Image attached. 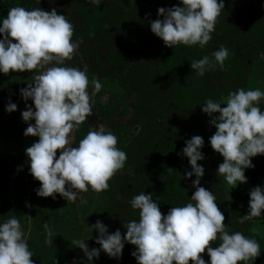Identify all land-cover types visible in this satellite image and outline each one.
<instances>
[{
	"label": "clouds",
	"instance_id": "clouds-1",
	"mask_svg": "<svg viewBox=\"0 0 264 264\" xmlns=\"http://www.w3.org/2000/svg\"><path fill=\"white\" fill-rule=\"evenodd\" d=\"M88 2L99 6L102 0ZM180 3L183 7L160 8L158 16L163 19L151 22V31L169 48L182 44L204 49L213 38L217 18L225 7L223 0ZM73 35V24L56 9L49 12L16 6L9 9L7 18L0 20V73L40 71L33 84L20 90L24 101L32 100L35 105V110L27 105L22 118L28 123L24 135L39 138L26 149L31 175L41 183L37 195L56 199L59 194L68 203H76L79 194L89 188L95 192L108 190L109 180L127 161L126 153L117 147L118 137L103 125L89 131L78 146H73L71 134L93 115L92 98L102 88L99 79L93 78L89 92L87 71L65 66L79 48L80 42H73ZM229 56V50L221 46L211 55L192 61L191 68L199 76L216 67L223 70ZM260 59L264 60V53ZM262 100L264 91L240 88L228 94L224 107L212 99L202 105L209 117L219 114L211 121L216 132L210 137V144L224 158L217 174L233 188L248 183L245 170L254 167L253 157L264 155V111L259 107ZM16 110L15 103L6 105L8 113ZM203 146V138L193 136L183 149L192 169L186 178L196 177L190 202L162 215L153 195H136L131 207L139 210V219L123 225L127 230L124 235L120 230L109 234L108 227L97 221L91 228L99 233L95 240L99 249H89L84 240L73 242L83 251L88 264L93 258L98 259L101 251L119 259L125 243L136 247L132 255L137 264H206L202 258L205 251L209 264H255L261 256L259 242L239 231L230 232L215 194L200 186L205 175V168L198 163L205 159ZM262 216L264 188L257 186L250 192L249 211L240 223ZM43 227L45 244L53 246V229L48 223ZM216 241L218 246L213 243ZM33 255L26 232L15 216L0 223V264H34Z\"/></svg>",
	"mask_w": 264,
	"mask_h": 264
},
{
	"label": "trees",
	"instance_id": "trees-1",
	"mask_svg": "<svg viewBox=\"0 0 264 264\" xmlns=\"http://www.w3.org/2000/svg\"><path fill=\"white\" fill-rule=\"evenodd\" d=\"M170 2L173 3L172 7H183L180 1ZM158 4L160 1H151L147 6L136 3L118 7L119 17L115 21H112L104 1L99 6L84 3L79 8V16L86 24L83 33L85 38L81 41L82 56L74 54L73 59L66 63L72 66L76 63L78 67L75 68L86 70L89 82L98 77L122 80L126 93L123 102L134 96L135 114L128 124L116 126L115 133L119 137L122 127L126 126L141 128L140 133L124 148L127 161L123 169L131 170L132 173L119 175L116 180L109 181V189L104 191L103 219L124 235L127 230L123 225L139 219V210L131 207V200L141 192L153 195V199L160 204L162 215H166L172 207L190 202L195 192L193 181L196 177L186 178V173L192 169L188 158L183 155V149L193 136H200L204 140L201 151L205 157L198 162L205 168L200 186L215 194L217 206L224 214L230 232L239 231L259 242L261 256L255 264H264V249L257 234L249 221L240 223L245 213L231 206L225 180L217 174L221 164L220 154L211 147L210 137L204 127V123L210 124L216 114L209 117L202 111L207 99L221 102L224 107L223 103L230 92L245 89L251 68L230 54L223 70L216 67L203 76L197 75L191 68V62L211 55L215 50L208 51L206 46L201 49L198 45L167 47L150 27L151 22L163 19L158 16ZM7 16L0 17V20ZM0 39L3 37L0 36ZM82 59L86 61L85 65ZM29 78L21 77L17 72L7 75L0 73V122L11 117L6 111L9 102L15 103L20 109V90L27 88L29 83L25 82ZM111 114H118V107ZM108 123L113 125L115 122L110 119ZM33 189L37 187L33 185ZM32 202L38 208V201ZM16 203L17 199L9 184L0 181V223L15 216L23 225L27 202L20 201L17 207ZM218 243L216 241L214 245ZM28 245L34 254V264H73L77 248L71 244L70 255H67L62 252V247L48 246L33 238L29 239ZM93 248L99 249L100 245L93 243ZM134 251V245L125 243L119 259L111 258L101 251L98 259L93 258L92 264H137L132 255ZM202 258L209 264L210 257L206 251Z\"/></svg>",
	"mask_w": 264,
	"mask_h": 264
},
{
	"label": "rangeland",
	"instance_id": "rangeland-1",
	"mask_svg": "<svg viewBox=\"0 0 264 264\" xmlns=\"http://www.w3.org/2000/svg\"><path fill=\"white\" fill-rule=\"evenodd\" d=\"M102 1H104V3L106 4L107 10L110 13L112 21H115L119 17L117 10L118 7L128 6L136 3L147 6L149 5V3H151V0ZM84 3L86 4L89 2L88 0H0V17H5V15L8 14L9 9L16 6L24 7L27 10L42 8L49 12L52 9H56L58 14L66 15V18L74 26V35L72 38L73 42H80L78 50L74 53L78 56L79 54L81 55V48L83 45L81 41H83L85 38V35H83L86 27L85 20L81 18V16H79V8L81 4ZM172 4L173 3L170 2V0H161L158 6L160 8L168 9L172 7ZM228 6L229 5L224 7L221 12L225 11ZM209 47L211 46L209 45ZM257 60L260 61L253 65L245 90H255L258 88L261 91H264V60H261L260 57ZM82 63H84L85 65L86 61L82 59ZM70 67L73 66L71 65ZM18 74L21 77L30 75L29 82H33L35 80V76L40 74V71L33 70V72L26 71L19 72ZM98 79L102 84L101 91L98 94L101 96L104 102H107L108 99L112 97L116 98L122 95V91L120 88L121 85L117 80L111 81V78L106 77H98ZM225 102L223 103L224 106H226ZM131 103L136 104V100H131ZM28 105H30L33 110H35V105L32 100L29 101ZM259 107L262 111H264V100L260 102ZM26 110L27 108L24 111ZM132 110V106L124 108L121 113V118L124 120H128L132 116ZM218 115L219 114H216L213 118ZM87 120L92 127V131L98 130L101 125L104 126V124L101 123L98 119H96L93 115ZM8 123H10L9 129L6 131V133L0 134V181L8 183L10 188L14 191V196L17 199V203L15 206L17 207L19 205L20 200H27V198H29V195L31 194L30 190L31 185L33 183V179L31 177L26 178L23 175L25 171L24 169H28L30 167L29 157L26 155V149L31 147L33 143L38 142L39 138L31 136L26 137L24 135V132L28 127V123L23 120L22 113L18 114L13 118L8 119ZM31 123L34 125L35 121H31ZM204 127L208 129L209 137L214 135V133L216 132V128L214 127V125H212L211 122L210 124L208 122H205ZM135 133H137V130H134L131 134ZM131 134H127V136L124 138L123 145L128 144V140L132 136ZM120 149L122 150V148ZM219 161L221 163L224 162V158L221 155L219 156ZM6 162L7 165H4ZM16 162H20V164L18 166H15ZM252 162L254 163V157L252 158ZM254 171V167L246 169L245 175L248 183L240 184L236 188H233L232 185H229L225 181V187L226 192L228 194L229 203L236 211L244 212L245 215H247L249 211L251 190L257 186L264 188V166L262 164L260 165L258 170V176L252 175ZM130 173H132L131 170L122 169L118 171L116 175L109 181L116 180L119 175ZM256 176L258 177V180L256 179ZM104 201V194L102 192H95L91 190V188H89V191L87 192L80 193L76 203H68V201H66L62 197L57 205V208L52 218L53 225L51 228L55 233L53 239H60L68 243H73L76 240H84L88 244L89 249H93V241H95L99 237V233L91 227H93L97 221H101L108 227L109 234H114L115 229L113 230L112 227L105 223L103 219L102 209ZM34 219V211L29 208L27 210L26 216H24V226H22L26 232L27 240L31 238H36L45 241L46 232L45 230L43 231L37 228ZM5 221L6 220H2L1 223ZM249 222L251 223L252 228L257 234L262 244V248L264 249V216L255 218L254 221ZM74 261L76 262V264H85L87 262V257L84 255L83 251L78 247L74 251L72 259L73 264Z\"/></svg>",
	"mask_w": 264,
	"mask_h": 264
},
{
	"label": "flooded vegetation",
	"instance_id": "flooded-vegetation-1",
	"mask_svg": "<svg viewBox=\"0 0 264 264\" xmlns=\"http://www.w3.org/2000/svg\"><path fill=\"white\" fill-rule=\"evenodd\" d=\"M153 3L159 0H151ZM161 1V0H160ZM170 1H180V0H170ZM223 3L227 9L221 12L220 16L217 18V22L215 25V31L212 33L213 39L209 42L208 46H206L209 50H219L221 46L226 47L230 54L239 60L242 63H245L251 69L255 63H258L257 60L262 53H264V0H223ZM146 6V5H145ZM217 35V36H216ZM209 45L211 47H209ZM214 52V51H213ZM71 66L65 62V66ZM76 66V63L73 67ZM78 67V66H76ZM30 76V75H29ZM30 78L26 80L25 83L33 84L35 80L31 83L29 82ZM117 80L121 85L122 95L120 97H112L108 99L107 102H104L101 96L97 93L95 97L92 99L94 100L93 107V116L98 119L101 123L104 124L106 130H110L113 132L114 135L118 137L115 133L118 125L121 124H128L129 119L134 117V106L131 103V100H134L133 96L129 97L125 102H123V98L125 93L124 89V82L119 79H112L111 81ZM92 91L91 82L89 84V92ZM30 101V100H29ZM29 101L25 102L22 98L20 109H17L15 112L10 113L11 117H6L4 121L0 122V134L6 133V131L10 127V123H8V119L17 116L18 114L24 112L27 108L26 106L29 104ZM122 101L119 105L118 102ZM133 108L132 116L128 120H124L121 118V113L124 108L126 107ZM25 107V108H24ZM118 107V114L113 115L111 111H115ZM8 118V119H7ZM110 119H112L113 125H108ZM123 131L120 133L118 137V144L117 147L124 148L128 146L130 140L140 133L141 128L139 126H126L122 127ZM134 130H137V133L131 134ZM207 132L208 129L206 128ZM92 131V127L89 124L88 120H86L78 130L72 133L73 137V146H78L79 141L89 132ZM127 134H131L132 136L128 140V144H124V138ZM57 157H59V152H57ZM264 155H260L254 157V172L252 175H257L259 173V167L262 164L264 166L263 158ZM221 163V162H220ZM20 162H16L15 166H18ZM24 177L32 178L33 183L31 185V194L27 200H20L22 203L27 202V210L31 208L34 211V222L37 225L39 230H45L43 225L44 223H48L50 227H52L53 222V214L57 208V205L62 198L59 194H56V199H52L51 197L42 198L37 195V189L41 187V183L36 180L30 171V167L28 169H24ZM263 172V171H262ZM260 172V173H262ZM256 179L258 180V177ZM252 178V177H251ZM256 180V181H257ZM113 181V180H111ZM251 181V180H250ZM255 181V183H256ZM33 185L37 187L36 190L33 189ZM105 197V192L102 191ZM13 194L15 195L14 191ZM33 200L38 201V208L33 206ZM26 216V215H25ZM24 226V224L22 225ZM113 230L115 228H112ZM37 242L45 243L43 240H39L33 238ZM53 245H57L62 247V252L70 255L71 249L70 245L73 243H68L66 241L60 239H53ZM29 242V239H28ZM95 243V241H93Z\"/></svg>",
	"mask_w": 264,
	"mask_h": 264
}]
</instances>
